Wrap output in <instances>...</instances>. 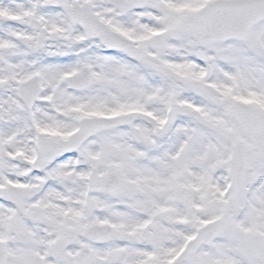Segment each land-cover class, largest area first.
Returning <instances> with one entry per match:
<instances>
[{"label":"snow or ice","instance_id":"obj_1","mask_svg":"<svg viewBox=\"0 0 264 264\" xmlns=\"http://www.w3.org/2000/svg\"><path fill=\"white\" fill-rule=\"evenodd\" d=\"M0 264H264V0H0Z\"/></svg>","mask_w":264,"mask_h":264}]
</instances>
